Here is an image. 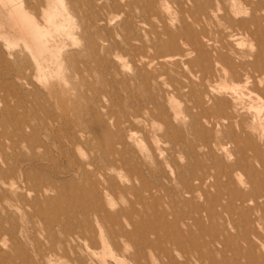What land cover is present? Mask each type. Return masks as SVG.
I'll return each mask as SVG.
<instances>
[{"label":"rangeland","instance_id":"374dc122","mask_svg":"<svg viewBox=\"0 0 264 264\" xmlns=\"http://www.w3.org/2000/svg\"><path fill=\"white\" fill-rule=\"evenodd\" d=\"M246 16L233 0H0V264H264Z\"/></svg>","mask_w":264,"mask_h":264},{"label":"bare ground","instance_id":"6f19581e","mask_svg":"<svg viewBox=\"0 0 264 264\" xmlns=\"http://www.w3.org/2000/svg\"><path fill=\"white\" fill-rule=\"evenodd\" d=\"M237 0H233V8H234V12H236L237 14H242V12H244V13H246L247 14V16L246 17H243V19H242V23H244V25L243 26H240V24H239V26H238V28H237V31H238V34H247V35H250V36H252V37H254V39H255V42H256V45H258V49H259V51H258V54L257 55H255V60L251 63L252 64V66H253V68L255 69V72H257L258 74L257 75H249V76H247V77H245L244 79H245V83L246 84H248L250 81H255L256 79H258L263 73H264V43H263V40H264V0H241V3H234V2H236ZM20 5H22V4H20ZM18 8H20V7H18ZM13 12H15V11H13ZM16 12H19V9H18V11L16 10ZM16 12H15V14H16ZM26 12V11H25ZM29 12H27V14H28ZM20 14H21V12H20ZM11 15H12V13H11ZM18 15V14H17ZM29 15H32V14H29ZM13 16V15H12ZM16 18H17V16H16ZM15 18V19H16ZM20 18V17H19ZM19 18H17L16 19V23H13V24H15V26L14 27H18L19 26V28H17L16 30L18 31V29H19V31L22 33H19V36H21V35H25V39L27 38L28 39V37H26V34L27 35H29L28 33H31V35L33 36V38L31 37V39H33V41L35 40V43H37V45L38 46H40L39 44H38V39H39V36H37L36 37V34L35 33H37L38 31L37 30H35L34 28L36 27V22L38 21H36L35 22V24L32 22V21H34V20H31L32 18H34L33 16H31V18L30 17H28V16H25V15H22L21 16V18H23V19H21V20H19ZM37 18V17H36ZM5 21H6V19H4ZM4 21V22H5ZM247 22V24H245ZM0 23H1V19H0ZM38 23V22H37ZM4 24V23H3ZM6 24V23H5ZM4 24V25H5ZM12 24V25H13ZM34 25H35V27H34ZM13 27V26H12ZM34 27V28H33ZM37 27H38V25H37ZM11 28V27H10ZM26 28H28V29H26ZM14 29V28H13ZM33 29L35 30V33H34V31H33ZM11 31V30H10ZM15 31V30H14ZM37 31V32H36ZM41 31V30H40ZM39 31V32H40ZM13 33V32H12ZM7 34V33H6ZM5 34V35H6ZM8 34H10V33H8ZM15 34H16V31H15ZM21 34V35H20ZM38 34V33H37ZM45 34V33H44ZM47 34V33H46ZM31 35H29V36H31ZM7 36H9V35H7ZM11 36V35H10ZM9 36V37H10ZM12 37V36H11ZM22 37V36H21ZM22 37V38H23ZM12 38H14V39H18L16 36L14 37H12ZM10 39V38H9ZM20 39V38H19ZM7 42H9L10 44L12 43V42H10L11 41V39H10V41L8 40V39H5ZM22 41H25L24 39H22ZM14 42V41H13ZM32 42V41H31ZM16 43H18L17 41H16ZM22 43V42H21ZM33 43V42H32ZM27 45H28V42L26 43ZM26 44H24V45H26ZM29 44H30V46L32 45L30 42H29ZM34 44V43H33ZM26 45V46H27ZM27 47H29V46H27ZM26 47V48H27ZM33 47V46H32ZM36 47V46H35ZM31 48V47H30ZM44 49V48H43ZM33 50V49H32ZM47 50V49H46ZM45 50V51H46ZM44 52V50H42V53ZM39 55V54H38ZM44 54H42V56H43ZM41 56V57H42ZM243 66V65H242ZM244 67V66H243ZM251 92H253V90H251Z\"/></svg>","mask_w":264,"mask_h":264}]
</instances>
